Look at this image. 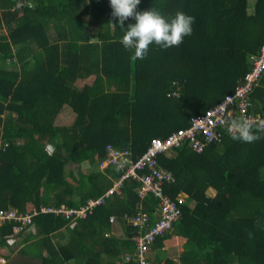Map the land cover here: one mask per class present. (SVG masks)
I'll use <instances>...</instances> for the list:
<instances>
[{"label": "trees", "instance_id": "16d2710c", "mask_svg": "<svg viewBox=\"0 0 264 264\" xmlns=\"http://www.w3.org/2000/svg\"><path fill=\"white\" fill-rule=\"evenodd\" d=\"M31 1L0 0L2 207L76 206L101 195L122 172L98 167L107 143L129 146L135 159L152 137L187 126L233 90L264 38V0H141L137 11L155 8L165 17L182 11L195 19L178 47L153 43L146 58L134 59L120 42L125 29L111 15L110 0ZM263 92L256 87L254 98ZM64 104L74 118L57 123ZM158 161L174 176L164 192L187 196L177 201L172 228L150 243L152 264H264V138L244 143L226 132L201 151L185 140ZM139 184L125 178L74 225L62 214L39 212L23 240L37 237L30 252L40 264H139L122 263L138 226L121 217L140 207L154 217L157 197L141 196ZM61 228L64 239L54 240ZM11 231V223L0 226L1 246ZM174 245L182 247L168 248Z\"/></svg>", "mask_w": 264, "mask_h": 264}, {"label": "built area", "instance_id": "2783aa9c", "mask_svg": "<svg viewBox=\"0 0 264 264\" xmlns=\"http://www.w3.org/2000/svg\"><path fill=\"white\" fill-rule=\"evenodd\" d=\"M20 3L19 1L18 4ZM248 59V68L232 91L226 93L221 100L207 107L203 112L192 115L187 126L178 128L165 137H152L137 158L131 157L129 146L117 147L110 142L107 143L106 155L100 160L98 167L103 169L108 165H117L122 172L113 180L111 187L101 195L89 197L76 206L41 204L39 208L31 205L23 210L12 205L0 206V226L4 223L12 225V231L7 235L8 243L4 246L0 245V264H4L7 260L9 245L18 240L21 233L34 227V215L42 211L62 214L67 218L68 225H74L77 218L84 217L91 212L93 207L101 203L110 192L119 190V186L127 177L136 179L140 183L137 191L141 196L152 192L157 197V204L152 220L150 214L142 210L140 206L134 215L124 213L121 216L124 221L129 218L132 225L138 226V231L131 237L134 249L123 255L122 263L137 258L139 264H152L147 254L150 243L156 235L172 228L180 215L177 201H184L187 196L181 191L176 195L175 200L164 192L163 183L173 181L174 176L171 170L159 163L158 155L162 152L169 153L185 140L194 150L201 151L208 143L220 140L227 132L224 121L228 118L244 117L257 122L264 120V92L258 99L254 98V89L259 86L264 88V38L258 50L251 53ZM172 93L178 95L177 90H172ZM221 106H223L222 110ZM6 144L7 142L0 140V149H3ZM109 219L113 221L115 216L110 215ZM230 264L239 263L233 261Z\"/></svg>", "mask_w": 264, "mask_h": 264}, {"label": "clouds", "instance_id": "9594fccd", "mask_svg": "<svg viewBox=\"0 0 264 264\" xmlns=\"http://www.w3.org/2000/svg\"><path fill=\"white\" fill-rule=\"evenodd\" d=\"M140 2L141 0H110L111 15L118 18L120 28L125 29L120 42L126 50H134V59L146 58L149 46L153 43L162 49L172 46L178 47L185 36L192 34L194 17L186 15L182 11H177L173 16L165 17L155 8L137 11ZM129 18H134L135 23L129 24L125 28L124 22ZM222 109L223 106H221ZM224 126L234 140L254 143L264 138V120L257 122L244 117L228 118L224 121ZM116 225H119L117 220ZM257 226H260L259 221H257ZM150 260L152 262L151 258Z\"/></svg>", "mask_w": 264, "mask_h": 264}, {"label": "crops", "instance_id": "0c3cea01", "mask_svg": "<svg viewBox=\"0 0 264 264\" xmlns=\"http://www.w3.org/2000/svg\"><path fill=\"white\" fill-rule=\"evenodd\" d=\"M65 112H67V114H68V117H64L65 119H63L62 120V122L64 121V120H67V121H64V123H69L70 121H72V119L74 118V111L72 110V108L68 105V104H64L63 105V107L61 108V110L58 112V114H57V116H56V118L57 119H61V118H63L62 116H64V114H65ZM84 163V162H83ZM34 226V225H33ZM64 230V228H61L59 231H57V232H55V233H53V238H54V240H58V241H62L64 238H62V236L60 235V232H62ZM35 231V226L34 227H32V228H29L28 230H26L25 232H23V233H21L20 234V236H19V238H18V240H17V242H16V245H14V246H12L11 248H10V250L9 251H13V250H15V252H17V254H21L22 256H24V257H28L30 260H29V263H24V262H22L23 264H40V260H39V258H38V256H36V254L35 253H32V252H30V250H31V248L33 247V245H32V242L37 238L36 236L34 237V236H32V238H29L28 240L26 239V240H23V238H24V236H26L27 235V233H33ZM113 231L115 232V233H117V234H121V232L123 231V229H122V226H120V225H114L113 226ZM13 244V243H12ZM12 244H10V245H12ZM10 245H9V247H10ZM27 247V250H28V252L27 253H25V252H21V248H23V247ZM133 249H134V247H133ZM181 249V248H180ZM125 253V252H124ZM152 253V252H151ZM31 259H34V262H32V263H30V261H31ZM8 261V260H7ZM9 263H11V264H13V263H21V262H7V264H9ZM76 264L75 263V261L74 260H70V261H68V264ZM6 264V263H5Z\"/></svg>", "mask_w": 264, "mask_h": 264}, {"label": "rangeland", "instance_id": "374dc122", "mask_svg": "<svg viewBox=\"0 0 264 264\" xmlns=\"http://www.w3.org/2000/svg\"><path fill=\"white\" fill-rule=\"evenodd\" d=\"M250 2H252V0H249ZM0 31H1V29H0ZM63 118H61L60 120L59 119H55V122H57V123H64V121H67V120H64L63 122H62V120L63 119H65L66 117H68V114H67V112H65V114H64V116H62ZM65 117V118H64ZM46 148H47V150H49V151H51L52 150V145L51 144H49V143H46ZM88 162H86V161H84V164L82 165V169L84 170V171H87V169H88ZM16 242H17V240L12 244V245H10V247H8V252H7V255H6V259L8 260H6V262L5 263H7V262H24V263H29V258L28 257H24V256H22L21 254H17V252H15V250H13V251H9L10 250V248L12 247V246H14V245H16ZM18 243V242H17ZM182 246L181 245H174V246H169L168 248H172L173 249V251H179L180 250V248H181ZM32 262H34V259H31V261H30V263H32ZM4 263V264H5ZM9 264H11V263H9ZM70 264V263H69Z\"/></svg>", "mask_w": 264, "mask_h": 264}, {"label": "water", "instance_id": "95a60500", "mask_svg": "<svg viewBox=\"0 0 264 264\" xmlns=\"http://www.w3.org/2000/svg\"><path fill=\"white\" fill-rule=\"evenodd\" d=\"M25 5H30V6H34L35 2H32L31 0H24L23 2Z\"/></svg>", "mask_w": 264, "mask_h": 264}, {"label": "bare ground", "instance_id": "6f19581e", "mask_svg": "<svg viewBox=\"0 0 264 264\" xmlns=\"http://www.w3.org/2000/svg\"><path fill=\"white\" fill-rule=\"evenodd\" d=\"M176 148V147H175ZM151 196V195H150Z\"/></svg>", "mask_w": 264, "mask_h": 264}]
</instances>
